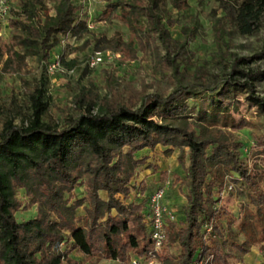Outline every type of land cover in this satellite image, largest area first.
<instances>
[{"label":"trees","instance_id":"trees-1","mask_svg":"<svg viewBox=\"0 0 264 264\" xmlns=\"http://www.w3.org/2000/svg\"><path fill=\"white\" fill-rule=\"evenodd\" d=\"M217 1L222 14L212 23L213 34L222 37L224 24L240 35L264 26V0ZM19 2L20 11L5 18L8 39H0L5 73L21 67L31 54L45 66L59 36L89 32L73 0H59L53 15L43 0ZM181 2L104 0L96 15V21L121 23L126 38L119 31L108 37L99 32L94 51L114 50L133 60L136 51L163 49L160 66L171 87L168 93L119 89L112 80L97 111L92 96L77 95L78 113L59 124L44 120L42 82L28 90L24 108L12 97L0 102V264H76L71 250L119 264L131 256L144 258L152 249L149 193L143 195L132 178L155 145L178 149L180 165L186 156L181 216L175 214L164 227L159 264L238 263L252 245L264 256V186L238 156L239 142L209 131L245 128L253 145L264 151V98L256 88L264 81V69L249 65L262 58L264 44L258 54L233 56L228 71L213 80H206L201 67L187 73L178 52L196 23L181 26V41L170 35L177 13L171 9ZM216 46L214 56L222 60L219 42ZM242 101L245 114L235 116ZM78 186L82 196L75 198L71 192ZM221 191L238 200L241 214L219 202ZM30 206L35 213L16 220L15 213ZM78 208L81 225L76 224ZM168 237L176 242V253L166 249Z\"/></svg>","mask_w":264,"mask_h":264},{"label":"rangeland","instance_id":"rangeland-1","mask_svg":"<svg viewBox=\"0 0 264 264\" xmlns=\"http://www.w3.org/2000/svg\"><path fill=\"white\" fill-rule=\"evenodd\" d=\"M8 16L13 12H19L20 0H8ZM59 0H43L49 15L55 12V5ZM77 6V13L86 23L89 32L86 34L59 36L57 44L50 49L49 55L58 54L59 69L52 75H47L42 59L38 54L25 56L23 65L16 67L10 73H5L0 69V102H7L11 97L19 108H24L26 103V93L33 86L42 82L43 100L46 102L47 109L44 120L57 122L68 115H75L78 110L75 108L74 99L77 95L92 96L96 101L92 110H98V99L107 96L110 83L116 82L119 89L133 86L137 89H144L147 92L155 91L166 94L171 87L165 79V72L161 69L160 61L163 56L161 47L145 48L143 51H136L133 60H126L123 55L114 50H104V53H111L113 57L108 61H102L93 67L86 64L88 56L94 52L93 41L103 32L105 37L112 35L113 32H121L123 39L126 38L125 29L116 20L111 22L96 21L98 11L103 7L104 0H73ZM187 5L183 10L182 6ZM176 13L174 24L171 28V37L178 41L182 40L180 28L189 25L191 21L196 23V30L191 34L178 55L182 59V66L187 73L194 72L198 67L205 71L207 81L218 78L228 71L229 64L233 56H247L258 54L264 44V26L259 27L254 33L240 35L228 31L224 24L225 34L219 37L213 34L212 23L222 14L217 0H182L178 8L171 9ZM9 37L8 20H0V39L7 40ZM221 38V39H220ZM224 41L227 45L223 47ZM216 42L222 55V60L215 55L217 50ZM262 58L250 63L251 67L264 69V55ZM4 56L0 59V68ZM49 59V57H48ZM220 63H219V62ZM114 78V79H112ZM259 94L264 98V81L257 85ZM246 111V104L242 101L234 110L235 116H243ZM214 133L221 131L228 139L239 142L238 156L241 158L248 169L254 174V179L264 186V151L257 149L252 143L249 133L245 128L238 130L210 128ZM145 161L136 168L133 181L143 189L146 195L149 189L156 183L164 189L163 199L173 203L175 214L178 216L184 202L185 176L183 168L186 165V156H183V164L180 165L176 156L180 153L178 149L161 147L155 145L153 149L147 150ZM149 165H155V171ZM165 172V176L160 178L158 171ZM227 179V178H226ZM232 185L231 181H228ZM72 196L79 198L82 196V187L78 186L71 192ZM17 197L21 202H26V197L22 190H17ZM219 202L224 204L235 215L242 213V206L238 200L230 196L227 192L219 193ZM164 202V201H163ZM35 213L34 206L21 208L15 213L16 220H23ZM81 208L77 209L76 224H82ZM241 237V235L239 236ZM166 249L168 252L176 253L177 244L167 238ZM69 256L76 260V264H119L115 260L96 259L86 257L77 251L71 250ZM233 263V262H232ZM126 264V263H124ZM233 264H264V256L261 254L257 245L249 247L247 253L241 256V261Z\"/></svg>","mask_w":264,"mask_h":264},{"label":"built area","instance_id":"built-area-1","mask_svg":"<svg viewBox=\"0 0 264 264\" xmlns=\"http://www.w3.org/2000/svg\"><path fill=\"white\" fill-rule=\"evenodd\" d=\"M8 3V0H0V20H5L8 14ZM112 57L113 55L111 53L107 52L102 54L99 51H94L88 56L86 64L89 67H93L102 61L110 60ZM59 65L58 54L52 55L45 65L47 75H52L58 71ZM163 193V187L156 186L147 195V206L149 212L148 233L152 241V249L144 258H139L137 256L129 257L126 264H159L157 254L160 252L164 242V227L168 221L175 220V212L163 202Z\"/></svg>","mask_w":264,"mask_h":264},{"label":"crops","instance_id":"crops-1","mask_svg":"<svg viewBox=\"0 0 264 264\" xmlns=\"http://www.w3.org/2000/svg\"><path fill=\"white\" fill-rule=\"evenodd\" d=\"M153 188H154V187H153ZM153 188H152V189H153ZM152 189L150 188L149 191H148V193H149ZM148 193H147V194H148ZM163 201H164V204H165V205H167L170 209H172V210L175 212V208H176V207H174V206L172 207L173 203H171V202H167V201L165 200V198L163 199Z\"/></svg>","mask_w":264,"mask_h":264}]
</instances>
